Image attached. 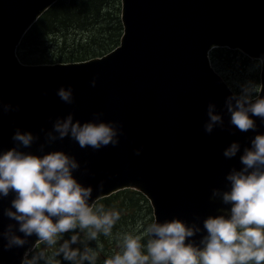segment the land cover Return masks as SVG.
<instances>
[{
	"label": "water",
	"instance_id": "95a60500",
	"mask_svg": "<svg viewBox=\"0 0 264 264\" xmlns=\"http://www.w3.org/2000/svg\"><path fill=\"white\" fill-rule=\"evenodd\" d=\"M57 1L0 0V94L4 103L21 106L0 120V151L16 147L11 137L17 129L32 132L40 140L21 150L41 156L62 150L74 156L81 164L74 176L94 189L90 203L125 187L137 188L150 200L155 222H195L202 231L189 242L203 247V221L230 216L231 205L212 200V190H230L227 174L242 167L244 148L251 147L256 134H264V121L257 117L255 131L230 127L224 105L233 93L211 66L209 52L230 47L264 57V0H122L125 35L121 47L109 55L78 64L23 65L19 45ZM262 75L264 84V65ZM94 77L98 81L92 88ZM61 86L73 88L72 105L56 95ZM210 102L230 130L204 132ZM98 111L104 112L103 121L123 124L117 147L82 149L66 138L39 151L41 129L51 130L55 119L73 113L74 120L84 123ZM233 142L240 143V152L226 159L223 151ZM137 148L143 149L140 156L135 155ZM14 196L0 202L3 229L15 223L2 215ZM36 241L32 236L23 248L0 252V264H21Z\"/></svg>",
	"mask_w": 264,
	"mask_h": 264
},
{
	"label": "clouds",
	"instance_id": "9594fccd",
	"mask_svg": "<svg viewBox=\"0 0 264 264\" xmlns=\"http://www.w3.org/2000/svg\"><path fill=\"white\" fill-rule=\"evenodd\" d=\"M262 65L264 57L257 59L250 71ZM97 81L98 77L91 80L92 88L97 86ZM238 87L239 93L233 92L225 100L230 127L241 133L255 131L257 123L253 117L264 121V97L261 95L264 84L247 80ZM42 94L47 95V92ZM56 95L65 104L75 102L71 86L67 89L61 86ZM19 111V104L4 103L0 94V120L6 113ZM206 114L208 119L203 125L206 134L211 135L217 127L230 130L225 129L223 115L217 113L214 103L207 105ZM92 115L94 119L84 123L74 120L73 113L55 119L51 130L41 129L44 143L40 144L39 151L44 152L46 147L66 138L82 149L100 151L110 145L117 147L124 134L123 124L116 120L103 121L102 111ZM11 139L16 147L0 151V202L15 194L10 206L2 209V215L15 223H9L6 229L0 227V252L23 248L30 237L36 236V243L24 252L21 264H61L57 259L61 255L72 264H96L98 253L87 242L96 241L97 248H102L99 235L112 236L120 212L106 210L99 203L102 196L89 202L94 189L84 186L74 176V171L81 169L74 156L62 150L42 156L22 151L40 140L32 132L17 129ZM240 149V143L233 142L223 151V156L232 159ZM142 151L137 148L135 155L140 156ZM239 161L242 167L232 168L226 176L230 190H212V200L219 199L224 205H231L230 216H208L203 221V230L207 233L200 241L203 247L189 242V238L202 229L195 222L189 226L175 218L163 223L152 222L141 234L124 233L120 237L121 251L105 259L104 264H264V134L254 136L251 147L244 148ZM88 171L84 169L85 174ZM99 188L102 192L103 181ZM77 229L86 232L87 242L73 234L51 255L37 250L41 244L49 248L55 246L64 234L76 233ZM144 236L149 237L146 245L141 243ZM78 242L84 244L82 251L71 247Z\"/></svg>",
	"mask_w": 264,
	"mask_h": 264
},
{
	"label": "trees",
	"instance_id": "16d2710c",
	"mask_svg": "<svg viewBox=\"0 0 264 264\" xmlns=\"http://www.w3.org/2000/svg\"><path fill=\"white\" fill-rule=\"evenodd\" d=\"M114 1L115 0H60L48 10L33 26L29 33H27L18 50L19 58L25 64H34L32 62H40L35 64L68 63L86 60L99 55L104 56L111 52L120 44L122 25L118 15L113 16L114 20L110 23H113V21L115 22L111 26L98 27L97 29L98 25L106 21L105 19L100 20L96 26L94 24L97 17L101 16V10L104 9L105 6L111 7L110 3ZM70 24L79 26V28L86 33L85 37L82 35L78 39L76 33V36L71 37L69 35L72 33L70 32ZM116 32H118L116 36L117 39H113ZM57 33H61L60 38H62V42L58 46L56 45L55 50H52V47L48 46V43H51L50 36ZM227 53L230 54L231 52ZM221 54L225 58L224 49H217L212 53V59H214L216 68L219 67V60H222V57H220ZM234 54L238 56L239 53ZM241 57H243V55ZM243 58L246 60H244L242 64L246 65L250 60L245 57ZM136 195L138 194L133 192L129 194L123 193L113 198L104 199L100 204L104 205L106 210L111 207L121 213L129 209L128 207L123 208L127 203L134 202L135 204H140V202L143 201L148 205L147 200L143 196ZM148 207L151 211V207ZM78 233L81 234L77 229L76 233L69 232L64 234L63 239L59 240L55 246H59L63 240L68 238L71 239L73 234ZM47 248L46 245L41 244L37 250L45 251Z\"/></svg>",
	"mask_w": 264,
	"mask_h": 264
},
{
	"label": "rangeland",
	"instance_id": "374dc122",
	"mask_svg": "<svg viewBox=\"0 0 264 264\" xmlns=\"http://www.w3.org/2000/svg\"><path fill=\"white\" fill-rule=\"evenodd\" d=\"M110 4H111V7L105 6L104 9L101 10V16L97 17L94 25L96 26L100 20L105 19L106 21L104 23L98 25L97 29H98V27L102 28V27L111 26L115 22V21H113V23H110V22H112V20H114L113 16L118 15V18L120 19V22L122 25V33L120 36V42L122 43V39L125 35V28H124V23H123V14H122V2H121V0H115L114 2H111ZM119 9H120V12H119ZM80 26H84V25H80ZM74 29H77V30H74ZM70 32H72L71 34H69L71 37H74L77 34L78 39L82 35H84L83 37H85V35H86V33L83 32L79 28V26H73L72 24H70ZM117 35H118V32L115 33V37H113V39H117L116 38ZM60 37H61V33L53 34L50 36L51 43H48V46L52 47V50H55L56 45L58 46L62 42V38H60ZM30 49H31V47H30ZM241 56H242V53H239L238 56H236V54H234V53L228 54L227 52H225V58L221 54L220 57H222V60H219L220 61L219 67L215 68L219 71V73L224 78V80L226 81L228 86L233 91H235L236 93H239V91H240L238 84L244 83L247 80H253L257 83H261L260 82L261 66L259 68H255L254 70L250 71V69H253V66L255 63L249 61V62H247L246 65H243L242 63L246 59L243 58L244 56L243 57H241ZM102 57H104V56L99 55L96 57H91V58H88L86 60L77 61V62H86V61H89V60H92L95 58L100 59ZM224 59H225V61H224ZM221 61H222V63H221ZM32 63H34V64H31V66L47 65V64H35V63H40V62H32ZM72 63H76V62H68V63L58 62V63L49 64V65L72 64ZM136 196H139V195H136ZM147 202H148V205H147V203L145 204L143 201H141L140 204H135L134 202H132V203H127L124 205L123 208L128 207L129 209L126 210L125 212H122L124 214H122L120 212V220L117 221L114 228L112 229V236L106 237L103 234L99 235V242L102 245V248H97L96 241L87 242L85 239L86 232H81V234L78 233L81 241L87 242L89 247L96 249V251L98 253V258H97L96 264H104L105 259L114 255L116 252L121 251L120 237L124 233L141 234V233H143L144 229H146L148 224L155 222L154 210H153L150 202L148 200H147ZM148 206L151 207V211H150V208ZM109 209H112V208L110 207ZM112 210H114V208ZM116 211H118V210H116ZM148 239H149L148 236H144L141 243L146 245ZM65 240H70V238L65 239ZM62 243H63V241L60 244H62ZM60 244H59V246H52L50 248L48 247L45 250V252L48 255L55 253L59 249ZM71 247L73 249L80 248L82 251L84 248V244L78 242L77 244L71 245ZM145 252H146V249H145ZM57 259L61 261V264H72V262L64 260L62 255L60 257H57ZM41 264H43V262H41ZM85 264H88V262H85Z\"/></svg>",
	"mask_w": 264,
	"mask_h": 264
}]
</instances>
